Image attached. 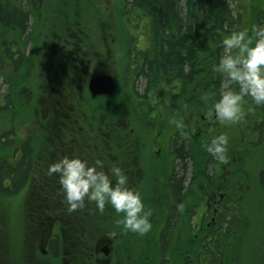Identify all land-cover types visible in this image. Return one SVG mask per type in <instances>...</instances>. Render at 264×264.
Listing matches in <instances>:
<instances>
[{
  "label": "flooded vegetation",
  "instance_id": "flooded-vegetation-1",
  "mask_svg": "<svg viewBox=\"0 0 264 264\" xmlns=\"http://www.w3.org/2000/svg\"><path fill=\"white\" fill-rule=\"evenodd\" d=\"M130 2L131 0H54L53 2L33 0L31 6L34 11L30 23L32 36L25 46L20 45L21 43H13L19 47L16 50L11 48L12 55L7 56L8 63L14 68L15 81L19 87L9 93L5 90L3 95L0 93V105L3 108L8 106L12 108L18 103L20 111L29 103L36 107H38L37 103H45V111L50 114L48 123L61 124L60 119H65L62 122L63 128L59 127L58 133L50 130V134L46 137L50 141V149L46 151L55 156L48 158L49 161L54 163L65 156H78L87 160L89 164L100 159L106 170L112 166H119L128 176L129 187L140 193L145 209L151 210L152 229L141 236L125 231L123 225L117 223L123 214L116 213L111 206L105 207L107 217L114 223V228L110 232L96 224L99 212L95 204L92 206L91 203L88 205L86 202L84 208L77 209L81 212L79 218L71 217L74 216L75 211H68L57 175L45 177L46 180L38 179V182L43 183L41 187H50L51 190L45 192L49 193V196L41 193L37 198L43 201L46 198L52 200V203L45 205L43 209L57 213L56 219L61 218L64 219L65 224L68 223V229L63 228L64 233L70 234L77 230L84 235H90L92 230H94L93 234H100V231H103L99 239L86 246V250H91L95 255V262L98 264H229V255L224 260L215 257L216 248L220 246L214 245L216 238L213 233L220 235L222 231L224 233L228 231L226 223L223 230L214 226L221 204L227 201L226 204L229 205L239 200L231 189L228 191L222 188L210 191L206 189L203 202L206 201L202 202L199 209L201 210L205 204L206 213L202 211L196 223L193 219L199 213L197 194L192 193L190 197L188 195V203L196 209V212L192 218H186L185 214H181L182 226L194 234L192 238L194 241L198 240L199 233H205L204 242L199 245L192 239L182 237V230L176 237L178 243L174 246L180 250L186 239L190 241L185 242V245L189 243L192 245L191 252L185 254L182 261L173 260L172 255L158 258L156 254L157 249L161 248V234L168 217V205L176 202L167 178L177 169V154L172 146L178 129L172 124L168 127L164 115L173 104L178 105L179 108H186L185 118L190 128L189 131L186 128L184 132L187 138L192 136L194 128L199 125L196 94L198 82L195 81L193 84L195 91L194 103H190L191 109H187L189 103H173V97L164 78L160 79L158 84L154 83L155 85L151 83L141 85L138 75L143 64V55L150 47V40L146 34L147 22L139 19L141 15L136 11L129 10L132 7ZM47 12L53 14L47 16ZM133 12L137 15L136 21L132 16ZM29 74L33 79L31 86L24 83L25 76ZM124 75L127 76V90L121 91ZM40 76L44 77L43 80L36 83V77ZM96 77H111L116 84L115 91L110 94L94 95L90 83ZM128 90L131 91V95L127 93ZM166 97L169 103L166 102ZM108 106L111 107V114L100 110ZM183 109L175 116H168L167 120H178ZM96 113L110 117L109 131H102V126L97 128L92 125L90 120ZM120 114L127 118V123L130 122L126 136L120 133V124L115 121ZM201 119L209 124L211 130L215 127L214 117L202 115ZM89 125L91 128H88ZM103 136L109 140L103 139ZM118 139L126 140V149L118 148ZM1 140L5 142V137ZM22 144L23 142L15 150L16 164L23 156ZM192 153L197 156L196 149H193ZM108 157L113 162L119 159L123 162L111 163ZM225 167L229 173V168ZM198 178L197 175L193 180L191 184L193 188ZM214 202L216 206L209 216V207ZM92 208L95 210L93 214L90 213ZM41 209L37 205L36 210ZM53 219H50L46 232L50 233L55 229L54 236H56L59 231L55 228L57 224H53ZM205 223L206 228H203Z\"/></svg>",
  "mask_w": 264,
  "mask_h": 264
},
{
  "label": "trees",
  "instance_id": "trees-1",
  "mask_svg": "<svg viewBox=\"0 0 264 264\" xmlns=\"http://www.w3.org/2000/svg\"><path fill=\"white\" fill-rule=\"evenodd\" d=\"M32 1L0 0L1 36L7 32L9 35L26 37V39H20L17 42L21 43L20 45H26L32 36L30 24L33 16ZM130 3L132 7L129 10L136 11L138 15H141L139 19L147 22L148 25L146 34L150 40V47L145 54L143 53V64L138 75L141 85L145 86L149 83L155 85L154 83L158 84L160 79L164 78L174 103H189L187 109H191L190 103H194L193 94L195 91L193 84L195 81H203L202 87L196 92L199 124H203L201 116L205 115L207 117L214 114V112L210 113L209 111L211 104L213 100L218 99L220 90L228 83L227 78L216 68L220 56L226 54L223 40L233 32L245 29L248 30L249 36L255 38L256 30L264 28V9L257 10L254 15L250 14L256 19L257 25L253 31H249L247 23H251V18L246 16V19H244L243 17L244 12H247L245 5H241L240 11L236 13L233 0H131ZM2 42L10 45L9 42L5 41V38L3 40L0 38V67L4 61L3 56L12 55L11 48L5 49L4 55L2 54ZM231 88L233 91L239 90L234 83L231 84ZM177 89H180V91L175 92ZM2 108L3 106L0 105V110ZM243 108L246 114H249L247 116L248 122H245L246 135L240 136V130L237 132L238 136L234 133H226L220 122L214 118L215 122L213 124L215 127L211 130L209 124L203 125L205 132L197 143L192 136L189 138L185 136L184 130L187 128L189 131L190 126L185 118L187 117L186 110H184L186 108H181L183 113L179 114L178 120H183L185 126L184 129H178L172 146L177 154V169L173 170L167 178L176 202L168 205V217L161 234V248H158L156 252L158 258L172 255L173 260L182 261L183 256L192 250V245L190 243L185 245V242H189L194 234L188 228L182 226L183 218L180 215L185 214L186 218H192L196 212V209L192 208L188 200L193 193L194 188L191 184L197 174H201L198 176V180L202 181V186H204V189H201L198 194L197 207L199 210L206 189L210 191L222 188L220 183L218 184V176L222 171L220 170L222 165H233L234 155L239 156L241 158L239 162L240 172V170L245 171L242 165L245 157L251 159L256 156L259 158V153H253V148L261 149L264 145V107L255 105L250 98H245ZM238 124L240 123H235L234 126L237 127ZM221 133L229 137L228 161L226 163L215 159L204 146L206 143H210L214 136ZM104 138L106 137L103 136ZM242 139L243 142H241ZM47 141L49 144L50 141L48 139ZM255 142H257V145H255ZM245 145H247V150L243 147ZM21 147L23 156L17 164L10 162L7 158L0 160V196L2 200L3 195L11 196L15 192L17 193L20 182L26 180L22 188L23 193L20 195L25 198L26 207L25 215L22 216L21 229L17 230L15 234L16 228L13 224L0 215V264H63V261L70 264H95L93 252L82 247L83 243L81 241L85 240L86 235L77 230L73 233L70 232L72 235L66 234L63 232L62 226H57L59 233L54 236V232L48 233L46 228H43L46 223L44 220L47 218L46 212L43 211L46 204H42V200L37 198L38 193L29 197L32 190H29L30 187L28 188L26 183H29L33 176L36 177L34 175V170H36L34 166L35 159L36 161L38 158L44 160L45 163L48 160L45 154L42 155L43 157L40 154L37 156L29 137L23 140ZM49 147L46 145L47 149H50ZM46 148L44 151H46ZM193 149L197 151L196 157L192 153ZM240 175L245 176L246 173L240 172ZM240 175L239 173L231 175V183L228 189L234 190L236 185L248 184L247 177L242 178ZM260 177L262 185H264V170H262ZM4 179L9 180L7 187L3 186ZM262 198L263 202L259 200L248 202L246 208L251 213L250 210L253 207L256 209L259 206L262 210L260 216L262 215L264 218V190ZM226 203L228 202L225 201L221 204L214 227L223 230L226 223L228 231L227 233L222 231L220 235L216 232L213 233L216 238L214 245L220 246L216 248L215 257L218 260H224L229 255V264H239L240 250L238 246L245 248L250 238L249 244L252 247V253L255 254L259 251L255 241L260 238L263 245L264 234L259 230L253 237V234L246 235L238 232L242 228H252L249 223L250 214H246L242 202L239 200L231 202L229 205ZM33 204L36 205L32 207ZM37 205L42 209L37 211ZM33 209L36 213L31 212ZM43 214L46 215L41 217ZM62 220L64 221V219ZM56 224L59 223L56 221ZM260 224L256 225L255 223V227L251 231L254 232ZM58 228L62 230L61 235ZM180 232H182V237L185 236L190 240H184L183 246L179 250L174 245L178 243L176 237ZM91 233H94V230ZM234 233L238 234L237 237ZM204 235L199 233L198 240H192L200 245L204 242ZM243 237L246 238L247 242L243 240ZM78 242L81 243L79 248H77ZM72 244L74 247H70ZM45 247L48 250L46 254L42 251Z\"/></svg>",
  "mask_w": 264,
  "mask_h": 264
},
{
  "label": "rangeland",
  "instance_id": "rangeland-1",
  "mask_svg": "<svg viewBox=\"0 0 264 264\" xmlns=\"http://www.w3.org/2000/svg\"><path fill=\"white\" fill-rule=\"evenodd\" d=\"M50 2H53L54 0H49ZM58 1V0H57ZM233 5L235 7L236 13H238L240 11V7H242L241 5H245L247 12H244V19H246V16L248 18V16L251 18V23H247V26L249 28V31H253L257 25V21L256 19H254L251 15H254L255 13H257V10H262L264 9V0H233ZM53 14V12H47V16H51ZM133 18L135 19V21L137 20V15L136 13L133 12ZM136 33V32H135ZM1 40H3V38H5L6 42H9L10 45L6 44L5 42H2V48H1V52H3L2 54L4 55V50L7 48H14L15 50L19 47L16 44H13L15 42H18V40H20V37L18 36H13V35H9L7 32L4 33L2 36L0 35ZM5 44V45H4ZM26 50V48L24 47V51ZM2 55V56H3ZM4 61L1 64L0 67V93L3 95L4 91L6 90L8 93L10 91L16 90L17 87H19V84L16 83L15 81V73H14V68L13 66H11L8 61H7V57L6 55L3 56ZM43 76L40 77H36L35 82L36 83H40L43 80ZM123 81L121 82L122 85L120 87V90H127L126 86H127V76L124 75L122 76ZM11 83V84H9ZM24 83L26 85L31 86L33 83V79H32V75H27L24 78ZM11 85V86H10ZM203 85V81L198 82V89L201 88ZM180 89L177 90V92H179ZM126 93V92H125ZM127 93L129 95H131V91H127ZM164 102V101H163ZM166 102L169 103V99L166 97ZM165 102V103H166ZM174 103V102H173ZM178 103H182V102H178ZM36 107L35 105L32 106L30 103L28 105H26L23 109H21L19 111V104L16 103V105H14L12 108H10V106L8 107H4L0 110V160H2L3 158H7L9 160H12L15 162V150L20 147L21 143L23 142V140L26 137H29L32 140V145L34 146V149L37 152V156L38 154H40L41 156L45 154V156L47 157L48 162L45 163L44 160H40L38 158V160L36 161L35 159V169L34 170V175L36 176L34 178V176L32 177L31 181L26 185L28 186V188L30 187V191L31 193H29V197H31V195H34L35 193H38L41 195V193L45 196V195H50L49 193L46 194V191H50V187H41V185L43 184L42 182H38V179H44L46 180L45 177L49 178V175H47V169L48 166L51 164V162L49 161L48 158L52 157L55 158V156H52L49 154V152L44 151V149L46 148V145H48V141L46 139L47 134H50L49 131L51 130L52 132L58 133L59 132V127H62V122H64L65 119H60V123L58 122H53V123H48L50 122V114L48 113V111H45V103H37ZM172 108H168L167 112L165 113L164 117L166 118L165 120V124L169 127L170 124L169 121L167 120L168 116H172V115H176L178 113H181V108H179L178 105L173 104ZM246 106V104H245ZM18 110V113H17ZM100 110L106 111L109 114H111V107H105L104 109L100 108ZM245 110V109H244ZM95 113V112H94ZM249 114H246V111H244V116L243 119L239 121L240 124L237 125V127L234 126V124H223L220 123L221 127L224 129V131L228 134H235L236 136H238V130H240V136L242 135H246L245 134V128H246V121L247 120V116ZM211 117L215 118V114H213ZM90 118V117H88ZM87 122H89V120L86 118ZM92 121V125L95 127H103L102 131H109L108 128L111 127L110 124V117H106L104 114L100 115L99 113L94 115V118H91ZM118 124H120V133L123 134L124 136H126V132L128 130V128L130 127V122L127 123V118L125 116H123L122 114H120L118 116V118L115 120ZM218 121V120H217ZM164 122V119L163 121ZM200 123V122H199ZM142 124V123H141ZM203 125L206 126L205 121L203 122V124H199L197 126V128H194V132H193V140L197 143V141L200 139V137L204 134V130H203ZM144 126V125H142ZM251 126V125H250ZM152 127V126H150ZM88 128H91V125L88 126ZM96 131V130H94ZM168 131V129H167ZM197 132V134H196ZM5 137V142H3L1 139ZM241 138V137H240ZM106 140H109V138H105ZM112 141V139H111ZM110 141V142H111ZM119 145L118 148L119 149H126V145H125V141L123 139H118L117 140ZM241 142H243V139L241 140ZM255 145H257V142H255ZM254 145V146H255ZM246 148L247 150V145L243 146ZM250 147H252L250 145ZM256 147V146H255ZM50 148V147H49ZM229 148V146H228ZM46 150H48L46 148ZM112 151V150H111ZM113 152L115 153V151L113 150ZM259 153V158L256 156H253V158L249 159L248 157H245V159H243V168L245 171H241L242 173H246V177H247V181L248 184L246 185H236L234 188L233 193L234 195H237L239 198V201L242 202V206L246 212V214L249 213L248 208H246L248 206V202H255V201H262L263 198V190H264V185H262V180H261V172L262 170H264V145L260 148H253V153ZM249 154V152H248ZM43 157V156H42ZM60 157V156H58ZM37 158V157H35ZM109 162L111 163H122V159L118 160V161H112L110 157H108ZM233 165H222L220 167V174H219V180H218V184L220 183V186L222 187V190L224 191H228V186L231 183V174L235 175L236 173H239V169H240V160L241 158L239 156H235L233 158ZM228 160L226 159L225 162L226 163ZM41 162V163H40ZM229 168V173L228 171H226V167ZM8 168V166H6ZM15 167V166H14ZM249 170V172H248ZM251 171V172H250ZM249 174V175H248ZM242 178H245V176L240 175ZM230 178V179H229ZM26 181V180H25ZM23 180V182H20V187L17 191V193L15 192V194L11 195V196H5L3 195L1 199L0 196V215L2 217H5L9 223L11 222V224H13V226L16 228L15 230V234L17 232V230H20L22 227V223H23V218L22 216L25 215L26 212V207H25V203H24V197H21L20 195H22V191H23V184L25 182ZM9 180L7 181L6 179H4L3 181V186L7 187L9 184ZM201 182V183H200ZM249 185V186H248ZM25 186V187H26ZM202 181L197 180L196 183L194 184V190H193V195L197 194V199H198V194L199 191L202 189ZM239 188V189H238ZM62 192V191H61ZM209 197V196H207ZM22 198V199H21ZM34 199V197H33ZM257 199V200H256ZM46 200V201H45ZM44 201L42 200L41 203L42 204H46L49 205L52 203V200H49V198H46ZM194 200V197L193 199ZM199 200V199H198ZM206 201V200H205ZM205 201L203 203H205ZM263 202V201H262ZM23 204V205H22ZM90 203H88L89 205ZM33 204L32 207H34ZM90 205L94 206V203H91ZM6 206V208H5ZM205 204H203V208L201 210H199V213L197 216L194 217L193 221L194 223L197 222V219L199 221L200 215L202 213V211H204V213H206L205 209ZM215 202L213 204L210 205L209 207V216L212 215V211L213 208H215ZM257 206V205H256ZM106 207L108 208L109 206L106 205ZM105 208V209H107ZM109 210V209H108ZM44 212H46L47 214V218H45V224L43 226V228H47L48 224L50 223V219L54 218L53 221L57 224V226H62L64 229H68L69 225L68 223L65 224L63 222V220L60 219H56L55 216L57 215V213H50L49 211H46L45 209H43ZM110 211V210H109ZM32 213H36L33 210H31ZM99 212V216L97 218V222L96 224L99 227H103L104 230H108V231H112V228H114V223L113 221H110L109 217H107V213L104 210L103 213ZM251 213L250 214V226L252 228H242L240 229V231L242 234H246V235H251L253 234V237L255 236L256 233L262 232L264 234V218L263 216L260 214L262 213V210L260 209L259 206L256 207V209H254V207L250 210ZM91 214L95 213L94 208L91 209L90 211ZM46 214H43L41 217H44ZM81 215V212H79V210L74 212V216L73 219H77L79 218V216ZM29 216V215H28ZM255 217H257L255 219ZM43 219V218H40ZM72 219V218H71ZM255 223L256 225L260 226L259 228L256 227L255 231L252 232L251 230L254 229L255 227ZM261 225L263 226L261 228ZM203 228H206V223L204 224ZM103 231H100V234L96 233L95 235L93 233H91L90 235H86L85 240H80L82 243L86 242L83 244V248L86 249L87 245H90L91 243L95 242L96 239L101 236V233ZM237 232V233H238ZM19 233V232H18ZM62 233V230L60 229V235ZM66 233V232H65ZM237 233H234V235L237 237ZM68 234V233H66ZM205 234V233H203ZM72 235V234H70ZM98 238V239H99ZM142 238V237H141ZM264 238V237H263ZM243 240L247 242L246 238L243 237ZM250 240V238H249ZM249 240L245 246V248L238 246V249L240 250V260H239V264H264V244L262 245V242L260 240V238L258 240L255 241V245L258 247L257 249L259 250L258 252H256L255 254L252 253V247L249 244ZM264 240V239H263ZM264 243V241H263ZM77 248L80 247L81 243L78 242L77 243ZM94 247V246H93ZM262 251V252H260ZM243 252H246L243 254ZM95 262V261H94ZM63 264H70L69 262H65L63 261ZM95 264H98L97 262H95Z\"/></svg>",
  "mask_w": 264,
  "mask_h": 264
},
{
  "label": "clouds",
  "instance_id": "clouds-1",
  "mask_svg": "<svg viewBox=\"0 0 264 264\" xmlns=\"http://www.w3.org/2000/svg\"><path fill=\"white\" fill-rule=\"evenodd\" d=\"M223 47L226 54L220 56L216 68L228 83L220 90L218 99L213 100L209 111L214 112L220 123L235 124L243 119L245 98L264 107V28L256 30L255 38L249 36L247 29L233 32L223 40ZM233 83L238 91L232 90ZM169 124L177 129L185 126L183 120L177 119L169 120ZM204 146L215 159L226 161L229 146L226 134L214 136ZM47 175L58 176L69 212L84 208L88 202L103 213L108 205L123 214L117 223L125 231L141 236L151 231V210L145 209L140 193L129 187L128 176L121 167L106 170L100 159L89 164L78 156H65L48 166Z\"/></svg>",
  "mask_w": 264,
  "mask_h": 264
},
{
  "label": "water",
  "instance_id": "water-1",
  "mask_svg": "<svg viewBox=\"0 0 264 264\" xmlns=\"http://www.w3.org/2000/svg\"><path fill=\"white\" fill-rule=\"evenodd\" d=\"M90 86L94 95L101 93L110 94L116 89V84L111 77H96L91 81Z\"/></svg>",
  "mask_w": 264,
  "mask_h": 264
},
{
  "label": "bare ground",
  "instance_id": "bare-ground-1",
  "mask_svg": "<svg viewBox=\"0 0 264 264\" xmlns=\"http://www.w3.org/2000/svg\"><path fill=\"white\" fill-rule=\"evenodd\" d=\"M198 173H199V172H198ZM197 175H198V174H197ZM199 175H201V174H199ZM199 175H198V176H199ZM172 232H173V231H172Z\"/></svg>",
  "mask_w": 264,
  "mask_h": 264
}]
</instances>
